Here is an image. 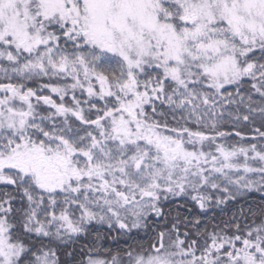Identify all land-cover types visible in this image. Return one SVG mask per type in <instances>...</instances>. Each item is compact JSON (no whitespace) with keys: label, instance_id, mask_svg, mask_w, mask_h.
Segmentation results:
<instances>
[{"label":"snow or ice","instance_id":"6c2138e0","mask_svg":"<svg viewBox=\"0 0 264 264\" xmlns=\"http://www.w3.org/2000/svg\"><path fill=\"white\" fill-rule=\"evenodd\" d=\"M0 264H264V0H0Z\"/></svg>","mask_w":264,"mask_h":264},{"label":"trees","instance_id":"16d2710c","mask_svg":"<svg viewBox=\"0 0 264 264\" xmlns=\"http://www.w3.org/2000/svg\"><path fill=\"white\" fill-rule=\"evenodd\" d=\"M226 129H227V126H226ZM227 130H230V129H227ZM242 131H248V129H241ZM238 140H239V138H235V137H233L229 142L230 143H236V142H238ZM249 141H243L242 143H248ZM252 204L255 206L256 204H258V203H260V201H259V197L258 196H256L254 199H252ZM183 230V229H182Z\"/></svg>","mask_w":264,"mask_h":264}]
</instances>
